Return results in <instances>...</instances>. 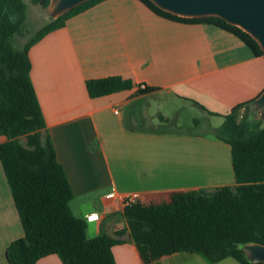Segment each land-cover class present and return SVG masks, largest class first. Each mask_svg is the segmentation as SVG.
<instances>
[{"label": "crops", "instance_id": "1", "mask_svg": "<svg viewBox=\"0 0 264 264\" xmlns=\"http://www.w3.org/2000/svg\"><path fill=\"white\" fill-rule=\"evenodd\" d=\"M28 56L44 130L73 192L70 207L80 217L101 213L88 223L90 237L126 227L121 211L102 207L112 191L136 192L140 204L157 205L179 193L235 184L228 143L210 132L165 129L169 117L159 112L155 118L136 105L163 97L184 103L214 133L234 106L264 89V57L234 34L162 18L138 0H100L44 34ZM109 76L128 80L130 88L90 97L86 81ZM140 83L153 90L138 93ZM245 114L241 108L237 118ZM212 117L221 119L219 126ZM6 139L0 135V144ZM23 234L0 163V264H8L6 249ZM111 250L116 264H144L129 240ZM36 264L63 263L49 254Z\"/></svg>", "mask_w": 264, "mask_h": 264}, {"label": "trees", "instance_id": "2", "mask_svg": "<svg viewBox=\"0 0 264 264\" xmlns=\"http://www.w3.org/2000/svg\"><path fill=\"white\" fill-rule=\"evenodd\" d=\"M33 1L42 2L44 7L49 3ZM98 1L88 0L51 19L16 49L13 37L21 33L26 5L24 0H0V135L7 138L0 144V163L24 233L8 245V264H36L49 254H56L63 264H116L111 248L126 240L136 246L144 264L179 252L197 254L211 264L226 258L239 264H264L250 262L242 248L251 242L264 245V124L260 118L259 124L253 125L252 101L234 106L214 130L216 138L231 147L233 186L179 193L170 203L125 207L121 215L126 227L116 229L113 235L90 237L86 220L73 213V192L44 130L30 80L28 50L68 17ZM138 1L171 21L220 27L240 38L255 56L264 57L249 34L220 18L180 17L150 0ZM130 85L119 76H109L87 80L86 90L93 98L129 89ZM152 90L146 87L138 93ZM241 108L246 114L238 119ZM164 128L174 129L166 124Z\"/></svg>", "mask_w": 264, "mask_h": 264}, {"label": "water", "instance_id": "3", "mask_svg": "<svg viewBox=\"0 0 264 264\" xmlns=\"http://www.w3.org/2000/svg\"><path fill=\"white\" fill-rule=\"evenodd\" d=\"M88 0H49L46 7L50 19H56ZM158 8L185 17H217L249 34L264 55V0H150ZM252 112L264 124V89L252 101ZM243 250L252 263H264V245L246 243Z\"/></svg>", "mask_w": 264, "mask_h": 264}, {"label": "rangeland", "instance_id": "4", "mask_svg": "<svg viewBox=\"0 0 264 264\" xmlns=\"http://www.w3.org/2000/svg\"><path fill=\"white\" fill-rule=\"evenodd\" d=\"M26 5V17L21 27V33L15 34L13 37V46L16 49H21L26 42L34 38L35 34L44 27L51 19L47 13L46 7L43 6L42 2H35L33 0H24ZM139 109L146 110L149 114H152L155 118L158 113L161 112L163 115L169 117L170 121L166 124L173 130L190 131L196 133H211L207 124V120L204 121L205 116L197 110L190 107H186L184 103L172 102L168 98H161L160 100L149 99L144 104L140 102L136 104ZM198 119V124H194V119ZM204 118V119H203ZM260 116L257 113L252 119L253 125L259 124ZM212 126H219L221 119L212 117ZM180 256V257H179ZM175 258L164 259L159 263L155 264H211L206 262L201 256L194 253L183 252ZM216 264H239L233 258H227Z\"/></svg>", "mask_w": 264, "mask_h": 264}, {"label": "built area", "instance_id": "5", "mask_svg": "<svg viewBox=\"0 0 264 264\" xmlns=\"http://www.w3.org/2000/svg\"><path fill=\"white\" fill-rule=\"evenodd\" d=\"M146 86L142 83L138 85L139 90H144ZM117 113V111L115 110ZM140 204V195L136 192L133 193H116L112 191L102 199V207L107 212L123 211L125 207ZM87 223L96 222L100 220L101 213L91 212L83 215Z\"/></svg>", "mask_w": 264, "mask_h": 264}]
</instances>
